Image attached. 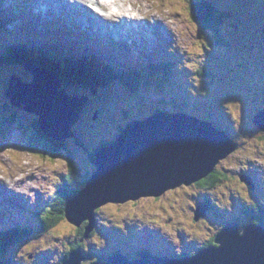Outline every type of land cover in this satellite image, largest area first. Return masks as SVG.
<instances>
[{
	"label": "rangeland",
	"instance_id": "374dc122",
	"mask_svg": "<svg viewBox=\"0 0 264 264\" xmlns=\"http://www.w3.org/2000/svg\"><path fill=\"white\" fill-rule=\"evenodd\" d=\"M18 1L12 0L15 4ZM30 1L33 7L40 4L37 0ZM137 1L142 7L140 11L147 8L143 10L144 14L138 15L139 20L144 23L147 20L153 22L159 33L163 29L161 25L166 21L169 23L175 38L169 32L164 35L168 42H172L175 58H166L168 54L163 53L162 47L154 44L153 36H150L149 46L159 50L161 55L154 64L151 61L156 58V53L150 54L147 61H141L149 66L145 65V70L136 75V81L140 84L135 89L115 85L96 89L97 93L94 94L93 87L83 88L85 94L89 91L91 101L76 124V133L94 150L100 140L113 141L121 130L118 129L119 126H125L124 123L129 122V117L134 118L149 112L152 115L159 109L173 113L183 111L212 120L218 128L224 127L232 139L237 141L238 148L216 166L226 177L223 176L214 189L183 184L168 190L161 197L142 198L124 204L109 202L101 206L94 216V234L82 240L86 253L83 264L102 261L108 253L118 249L132 256L139 249H149L157 255L197 254L208 239L217 234L223 220V217L211 213L195 219L197 208L203 205L201 201L204 198H211L218 206L221 201L224 206L232 203L234 207V194L239 197V193H242L238 199H253L254 195L260 196L264 193V189L259 188L253 192V185L242 180L244 175L249 178L254 172V176L264 186V131H260L252 121L254 115L264 108V0H211L220 4L226 13L218 36L221 41H215L212 30L202 31L197 22L191 21V7L199 5L197 0H134V3ZM112 2L118 3L115 0ZM223 4L226 7H222ZM89 15L94 17L92 12ZM134 15L135 13L132 14ZM10 34L11 31L9 36ZM5 35L9 37L6 32ZM159 36L164 44L163 50L166 51L167 46L161 33ZM14 38L12 34L10 40ZM6 45L10 46L7 43ZM140 47L142 46L133 50L136 52ZM160 56L164 60H160ZM176 63L183 67L181 69L178 65V76L182 77L181 71L184 74V80L180 81L178 87L161 80L162 73ZM202 65L210 71L209 76L198 74L200 71L196 68ZM156 67H163V70L159 71ZM150 68L155 69V76H147ZM25 71L29 72L26 69ZM13 73L21 74L17 67L8 72L0 67V126L3 129V134H0V179H3L0 190L5 187L3 194L7 195L5 198L11 197L10 201L12 196L15 197V203L11 201L14 204L12 207L20 204L23 206L16 207L15 213H11L15 219H9V216L4 221L1 219L0 227L7 222V228L19 225L32 229L40 226L38 218L44 216L42 209L52 201L58 185L64 183L69 175L80 183L85 174L93 172L94 166L87 151L74 140L68 143L73 153L71 169L66 152L52 157L47 152L43 154L41 143L37 145V150L29 148L28 143L32 141L29 138L33 134L29 128L33 122L32 117L35 116L16 109L5 101L4 83ZM171 73L175 79L174 70L171 69ZM173 78L169 80L174 82ZM71 87L80 92L83 85L75 84ZM68 91L73 93L70 89ZM200 95L201 100H206L208 104L199 101ZM148 115H143V118ZM8 117L13 118V124H5L9 122ZM20 126L24 132L19 130ZM25 145L26 148L23 147ZM20 169L31 178L35 173L36 178L32 179L37 184L36 187L34 184L29 185L27 180L16 181V177L21 175ZM12 174L13 178H9L12 181L8 183L10 189L3 184H6L4 180L7 181ZM17 188L22 189H18L21 192L14 193L12 189ZM10 201L4 200L8 206ZM6 205L1 203L0 215L8 211L5 209ZM232 215L238 216V213L234 212ZM38 230L27 239L25 235L21 239L23 242L16 243L11 249L6 243L7 246L2 249L6 251H0L3 254L0 259L9 257L13 264H59L65 251L77 242L78 237L75 234L79 235L77 227L67 219L45 235L42 232L35 234ZM2 231L5 233V230Z\"/></svg>",
	"mask_w": 264,
	"mask_h": 264
},
{
	"label": "water",
	"instance_id": "95a60500",
	"mask_svg": "<svg viewBox=\"0 0 264 264\" xmlns=\"http://www.w3.org/2000/svg\"><path fill=\"white\" fill-rule=\"evenodd\" d=\"M25 67L31 80L12 75L5 89L6 101L36 114L46 137L65 141L73 135L72 127L88 97L68 95L62 87L64 79L48 67L32 62ZM254 122L264 128V109L255 115ZM236 147L226 132L190 114L155 113L134 120L114 142L96 152L97 169L86 187L70 198L65 216L78 227L89 221L84 234L88 238L95 227V212L101 206L160 197L183 184L191 185L211 174ZM206 211V205L199 206L195 219L205 216ZM84 259L85 254L78 248L63 264H83ZM91 264H264V227L251 224L241 232L238 222H231L215 237V244L192 256H160L143 251L139 258L131 259L119 252L108 256L106 262Z\"/></svg>",
	"mask_w": 264,
	"mask_h": 264
},
{
	"label": "trees",
	"instance_id": "16d2710c",
	"mask_svg": "<svg viewBox=\"0 0 264 264\" xmlns=\"http://www.w3.org/2000/svg\"><path fill=\"white\" fill-rule=\"evenodd\" d=\"M199 2V5L195 8L191 7V14L192 19H194L197 24H199L200 30L202 31H210L212 30L214 33V39L215 41H221V39H218V36H220V29L222 25V19L226 17V13H224L223 9H221L220 4H217L215 1L211 0H197ZM220 6V7H219ZM222 7H226L225 4L222 5ZM1 12H3V16H6V13L3 11V6L0 0V15ZM229 15V14H227ZM7 22H5L2 17L0 16V31L3 26H5ZM72 34V32H71ZM6 37H3L0 35V41H5ZM2 43V42H0ZM12 49H9L6 44H0V67H4L6 71L12 70L13 67H22L26 62H32L41 66H46L49 69H52L54 72H56L60 77L64 79V87L67 90H71L74 95L81 96L79 93H82L84 96H90L89 91L85 94L83 92V88L86 87L88 89L92 88H106V86L109 85H122L124 87H127L129 89L135 88L136 86V75L141 73L140 69L137 71H132L129 73L125 69H123L120 72L115 71L108 67V64L102 63L100 59L103 57L101 55L94 54L97 56H90L87 53H79V52H69L68 49L65 50V47L61 43V46L53 45L51 55H46V52H44L41 48H35V47H22L17 46L20 48H16L13 45H10ZM60 57V58H58ZM100 58V59H99ZM60 63V64H59ZM60 65V66H57ZM172 66V65H171ZM151 67V66H150ZM174 67H177L176 64H173L172 67L169 69H166L164 73H162L161 76L166 77L165 81L169 82L168 77L171 74V69L174 70L175 73V79L174 82L170 83L175 85L176 87L179 86L180 81L184 79V74L182 72V77L178 76V73H176L177 69L175 70ZM182 67V66H181ZM198 69L200 72L199 75H202L203 77H207L210 74V71L205 66H198ZM183 68V67H182ZM151 69V68H150ZM157 70H163V67H156ZM195 69V70H196ZM152 72V71H151ZM169 72V74H168ZM212 72V71H211ZM9 75V74H7ZM24 75H28V73H24ZM176 77L179 79L177 82ZM199 77V76H198ZM26 78V77H25ZM91 79V80H90ZM7 80V79H6ZM90 80V81H87ZM162 81L164 78L161 79ZM79 84L83 85L80 92L75 91V89H72V85ZM161 85V83H160ZM96 87V88H95ZM208 104V103H206ZM18 109V108H16ZM261 109V107H260ZM264 109V108H263ZM261 109V110H263ZM259 110V111H261ZM157 112V110H156ZM256 115V114H255ZM254 115V116H255ZM254 118V117H253ZM33 122L30 124V130H32L33 134L30 136L29 140V148L36 149L37 145L40 144L41 148L44 149L45 154H50L52 157H55L57 155H60L62 152H66L69 157V164L71 166L72 160H73V153L71 152L68 141H58L51 138H48L44 135V133L40 130L36 117H32ZM9 122H5V124H13V118H7ZM253 121V120H252ZM20 131H22V127L19 128ZM24 132V131H22ZM0 134H3V129L0 126ZM264 139V134H263ZM108 144L106 141H102L100 146L94 149L92 153H90V162L93 165L94 161L96 159V152L101 147ZM74 171V170H73ZM222 170H219L215 166L214 171L209 174L206 178H203L197 182L194 183L198 188L203 189H214V186L217 185L222 177H226V175L221 172ZM91 177V174H85L83 176V179L80 181L82 185H80L79 182H76L74 179L71 178V176H67L64 183H62L59 187L57 192L54 195V200L51 201L49 205L46 206L45 212L43 217H40V220L42 221L43 227L42 232L45 233L47 231H50L53 227H56L57 224H59L61 221H63L65 218V212L67 204L73 196H76L80 190L87 184ZM204 201L208 204L210 207H212V213L216 215H222L221 212H219V208L216 204H213V200L209 197L204 198ZM262 205H248L244 207V211L247 212L246 214L252 215L254 218L253 223L255 224H262L264 222V219L262 218V211L263 208ZM218 210V211H217ZM254 215V216H253ZM260 217V218H259ZM88 225V221L83 222L82 226L77 227V232L79 235L77 242L73 243L70 247V249L66 250L64 259L61 261L63 262L67 257H69V254L72 250L81 248L83 252L84 250V243L82 241V238H84V234L86 232V226ZM95 230L91 232L90 237L94 234ZM31 230H24L23 227L15 226L13 228L7 229L5 232V236L7 239L1 240L0 237V249H3L4 246L2 243H13L15 241H20L25 235H30ZM215 242V236L208 239L207 243L202 247H207L210 245H213ZM9 246V245H8ZM12 246L10 247V249ZM185 254H178V256H184Z\"/></svg>",
	"mask_w": 264,
	"mask_h": 264
},
{
	"label": "bare ground",
	"instance_id": "6f19581e",
	"mask_svg": "<svg viewBox=\"0 0 264 264\" xmlns=\"http://www.w3.org/2000/svg\"><path fill=\"white\" fill-rule=\"evenodd\" d=\"M115 1H118V3H116V2L113 3L112 0H88V2H86V3L85 2H79L78 0H37V2L40 4L36 5L34 7V9H36L35 16L39 19H43V21L45 23H46V21H45V19H46L48 22H49V20H51V21L55 20L56 22L61 23V25L62 24H68V25L74 26L75 24L73 23V21L75 19V21L77 23L80 21L81 25L82 24L91 25V26H84V27L92 28L94 31H101L102 34L107 35L108 27H106V20L93 21L83 11V10L90 11V5H92V3L93 4L96 3L99 6H101V8H103L105 10V13L102 14L103 15L102 17H104L107 20L117 21L119 23L121 31L124 33V35L127 37V35L129 34L126 41L125 40L123 41V39H122L123 45L126 48V50L131 49L130 48L131 47V39L134 36L141 37L143 40L142 44L140 42H138V40L136 42L145 47V45L150 43V39L146 36V33H150L153 36V43L157 44L158 47H162L161 51L163 53H165L166 51L163 50L164 44L160 41V36H159L158 30H156L155 27H153L151 25H147L146 23L142 22V20H138V15H137L138 12H139V14H143L147 8H144V9H142V11H140V9L142 7H140L139 1H137L136 3H134V0H115ZM114 5H119V7L117 9H115L114 7H112ZM65 8H67L69 10H67V9L65 10ZM52 13H59L60 15H62V17H60L59 15L52 16L51 15ZM133 13H135V15L131 16ZM11 14L9 16L10 21H11V18H10ZM45 14L50 15L51 17L48 18V17H46ZM66 16L67 17L69 16V17L67 18ZM124 17H126L127 19L125 20ZM121 18H123V21L121 20ZM160 24H162V23L160 22ZM161 26L164 27L167 30V32L170 31L175 38V34H174V32L171 31V27L167 21L165 22V24H162ZM75 27H76V25H75ZM81 28L84 29L83 27H81ZM94 31L90 30V33L92 35L96 36L99 40L100 37L96 33H94ZM85 32L88 33V29H85ZM137 32H141L142 35L137 33ZM4 33H5V30H4ZM54 33H55V29H54ZM135 33H137V34H135ZM115 34H116V36H118L117 31L115 32ZM161 35L164 36L163 33H161ZM55 42H56V45H58L59 47L61 46L60 38H58V41H55ZM6 46L9 49H12L11 46H8V45H6ZM170 52H173V51H170ZM108 54L113 55L114 52H113V54H112V52L111 53L108 52ZM175 54L176 53L173 52V55H175ZM95 57H97V56L95 55ZM100 60L102 61L103 65H104L105 61L103 59H100ZM128 64L130 66L127 65V67H130V69L132 71H137V73H139L138 70H136V66H134L132 64V62H129ZM139 65H142V63H139ZM57 66H60V65H57ZM142 68H143V66H142ZM151 76H152V73H151ZM170 78L172 79L173 76L171 75L170 77H168V79H170ZM87 81H90V80H87ZM168 94H170V93H168ZM165 99H166V97H165ZM165 102H166V100H165ZM84 112H85V110L83 109L82 114ZM166 112H167V110L160 111V109H159L158 113H164L165 114ZM158 113H156V114H158ZM181 113H183V111ZM184 114H188V112H184ZM137 117L140 120H143L142 116L137 115ZM198 118L202 121L205 120L204 118H201V117H198ZM220 129H221L222 133H225L226 129L224 127H221ZM21 172H22V170H19V174ZM32 175H33L32 178H36L35 173H33ZM1 180H3V179H0V184L3 183V181L1 182ZM4 181L6 182V184H3V185H5L7 188H10L8 183H11L12 180L9 179V177H8L7 181L6 180H4ZM36 185L37 184H35V186ZM18 189H20V188L12 189V191L14 193H16V191L21 192L20 190H22V189H20V190H18ZM4 192H5V187L3 186V190L2 189L0 190L1 203L6 205L4 200L6 199V200L10 201L11 197H10V199L5 198V196H7V195H4L3 194ZM12 198L13 199L11 201H14V203H15V197L12 196ZM11 201H10V206L6 205L5 209L9 211V217L8 218L9 219H15L12 217L11 213H15L16 208L12 207L14 204ZM16 204H19V203H16ZM206 205L209 207L208 202L206 203ZM144 251H146V249Z\"/></svg>",
	"mask_w": 264,
	"mask_h": 264
},
{
	"label": "clouds",
	"instance_id": "9594fccd",
	"mask_svg": "<svg viewBox=\"0 0 264 264\" xmlns=\"http://www.w3.org/2000/svg\"><path fill=\"white\" fill-rule=\"evenodd\" d=\"M2 1V0H1ZM144 61H147V57H146V59H143ZM28 63H30V62H28ZM146 65H148L149 66V64H146ZM18 68V70L20 71V73L22 74V72H25V73H28L29 74V72H26L25 71V69H26V67L25 66H22V67H17ZM24 69V70H23ZM27 70V69H26ZM14 74H17V75H19L21 78L23 77L21 74H19V73H13V74H10L9 76L11 77V75H14ZM8 76V77H9ZM29 76H30V74H29ZM7 77V78H8ZM9 79V78H8ZM9 81V80H8ZM8 81H5V83H4V86H5V89H6V86H7V84H8ZM62 87L63 88H65L64 87V84H62ZM66 89V88H65ZM95 91H93V93L94 94H96L97 93V91H96V89H94ZM66 92H67V94L68 95H70V96H72V97H79V98H82V97H84V95H81V96H76V95H74L73 93H70L67 89H66ZM5 93V92H4ZM5 95V94H4ZM87 96V95H86ZM88 97V102H87V104L91 101V95L90 96H87ZM5 101H6V97H5ZM87 104L85 105V107L87 106ZM12 106V105H11ZM85 109V108H84ZM257 113V112H256ZM30 114H32V113H30ZM82 114V113H81ZM13 115V114H12ZM32 115H34L35 117H36V119H37V123H38V119H39V117L36 115V114H32ZM81 117V116H80ZM80 117H79V119H78V121L80 120ZM255 117V116H254ZM198 118V117H197ZM253 120V123L256 125V126H258V128H260V131H264V128H262L261 126H259L258 124H256L255 122H254V118L252 119ZM77 121V122H78ZM205 121V120H204ZM77 122L74 124V126L72 127V136L71 137H69L68 139H66L67 141H68V143L70 142V141H75L78 145H80L82 148H84L86 151H87V153L89 154V159H90V153H92L94 150H91V147H88V145L83 141V140H81V138H80V136L76 133V131H77ZM217 129H219V130H221L220 128H218V127H216ZM123 131V130H122ZM121 131V132H122ZM120 132V133H121ZM227 134H228V131L226 130L225 131ZM120 133H118L117 134V136L113 139V141H111V142H107L108 144L109 143H112V142H114L115 140H116V138L118 137V135L120 134ZM228 136L230 137V139L234 142V144L237 146L236 147V149L238 148V143H237V141H235V139L233 140L232 139V136H230L229 134H228ZM102 143V141L100 140V142H99V144L95 147V148H97L98 146H100V144ZM107 145V144H106ZM23 147H25L26 148V145L25 146H23ZM94 148V149H95ZM102 148V147H101ZM32 149V148H31ZM235 149V150H236ZM34 150H36V149H34ZM99 150V149H98ZM234 150V151H235ZM233 151V152H234ZM232 152V153H233ZM231 154V153H230ZM230 154L227 156V157H229L230 156ZM227 157H225V158H227ZM224 158V159H225ZM220 161H222V160H220ZM260 162V161H259ZM220 163V162H219ZM68 164H69V160H68ZM218 165V164H217ZM216 165V166H217ZM93 166H94V170H93V172L97 169L96 168V166H95V161H94V164H93ZM69 168L71 169V166H70V164H69ZM93 172L91 173V176L93 175ZM245 176V177H244ZM243 176V179L242 180H244V181H247V176L246 175H244ZM91 178V177H90ZM250 178H251V182H250V184L251 185H253V188L252 189H254V187H256L257 185H256V183H255V181H254V179L253 178H256L255 176H254V172H252L251 173V175H250ZM256 179H258L259 180V182L261 183V189H264V186H263V184H262V181L259 179V178H256ZM88 183V182H87ZM194 184V183H193ZM80 185H82L81 183H80ZM87 185V184H86ZM86 185L82 188V189H84L85 187H86ZM60 185H58V187H59ZM81 189V190H82ZM80 190V191H81ZM57 192V191H56ZM55 195V194H54ZM161 197V196H160ZM253 197H260V196H256V195H254ZM143 198H157V197H143ZM142 199V198H141ZM246 199H249V198H245L244 199V201L246 200ZM54 200V196H53V198H52V201ZM131 201H133V200H131ZM138 201V200H137ZM129 202V201H128ZM201 202H203V205H206V202L204 201V200H202ZM51 203V202H50ZM49 203V204H50ZM113 203V202H112ZM116 204H119V203H116ZM121 204H124V203H121ZM214 204V203H213ZM48 205V204H47ZM46 205V206H47ZM217 205V204H216ZM46 206L42 209V212L45 210V208H46ZM207 206V205H206ZM218 206V205H217ZM220 206V207H219ZM219 211L220 212H222L223 213V208H224V204H222V203H219ZM199 207V206H198ZM99 209V208H98ZM97 209V210H98ZM96 210V211H97ZM8 211H5V213L4 214H1L0 215V220L2 219V221H4V219H5V217H8L9 216V214L7 213ZM208 212H209V207L207 206V211H206V214H208ZM96 213V212H95ZM42 217V216H41ZM65 218H66V216H65ZM8 219V218H7ZM35 219H37V218H35ZM67 219V218H66ZM68 220V219H67ZM38 223H40L41 222V224H40V226H38L37 228H35V226L32 228V229H30L29 227H26V228H23L24 230H31V233H30V235H28L25 239H27V238H29L30 236H32L33 235V232L37 229H39L40 227V230H38L37 232H35V234H39V233H41L42 232V227H43V224H42V221L40 220V218H38ZM69 221V220H68ZM234 221H236V220H229V219H227L220 227V230L217 232V234L215 235V237L218 235V233L225 227V226H227L228 224H230L231 222H234ZM37 222V221H36ZM0 223H2V222H0ZM88 223H89V221H88ZM254 225H262L263 227H264V224H255V223H253ZM75 225V224H74ZM82 225H83V223H82ZM81 225V226H82ZM248 225H251V224H249V223H245V224H243V225H241V224H239L238 223V228H239V230L241 231V232H243V229L246 227V226H248ZM9 226V224H7V222L6 223H3V227H0V237H1V240H3L4 241V239H7L6 237H9V236H5V233H3V231L2 230H5V232H6V230L7 229H10V228H13V227H15V226H19V225H15V226H12V227H9V228H7ZM76 226V225H75ZM95 226H96V223H95ZM20 227V226H19ZM76 227H78V226H76ZM22 228V227H21ZM42 229V230H41ZM94 229H95V227H94ZM94 229H93V231H94ZM49 231H47V232H45V233H48ZM43 233V232H42ZM45 233H43L42 235H45ZM88 238H90V235H89V237ZM88 238H82V240H84V239H88ZM24 239V240H25ZM23 242V240H20V241H15V242H13V243H8V245H9V247H11V246H13V245H15L16 243H22ZM7 243V242H6ZM6 243H2V245L3 246H7L6 245ZM214 244H215V242H214ZM72 245V244H71ZM205 248V247H204ZM204 248H202V249H204ZM145 249H139V250H137L134 254H133V256L130 254V255H128V254H125L124 252H122V251H120L119 249L118 250H114L112 253H108V255L104 258V260H102V261H100V260H98L99 262H106L107 261V258H108V256H110V255H112V254H115V253H119V252H121V253H123V254H125V255H127L129 258H131V259H136V258H139L140 257V253H142L143 251H144ZM0 251H2V249H0ZM6 250H3L2 252L4 253ZM146 251H149L151 254H153V255H157V254H154V253H152L149 249H146ZM84 254H85V258H86V253L85 252H83ZM0 255H3L2 253H0ZM186 255H190V256H192V255H196V254H185L184 256H186ZM160 256H170V255H168V254H165V255H160ZM170 257H183V256H170ZM64 259V258H63ZM62 259V260H63ZM61 260V261H62ZM65 261V260H64ZM63 261V262H64ZM63 262H61V263H59V264H63ZM92 262H96V261H92ZM91 262V263H92ZM13 264V262H12V260L9 258V257H7V258H3V259H0V264ZM83 263V262H82ZM90 263V264H91Z\"/></svg>",
	"mask_w": 264,
	"mask_h": 264
},
{
	"label": "flooded vegetation",
	"instance_id": "af4514ba",
	"mask_svg": "<svg viewBox=\"0 0 264 264\" xmlns=\"http://www.w3.org/2000/svg\"><path fill=\"white\" fill-rule=\"evenodd\" d=\"M254 179V181H255V183H256V187H254V189H252V191L253 192H256V188H259V189H261V186H260V182H259V180L258 179H256V178H253ZM244 182H247V183H250L251 182V178L249 177L248 179H247V181H244ZM241 195H242V193L240 192L239 193V197H237L235 194L233 195V198L235 199V201H234V207H232L233 206V204H232V206H230V205H225L224 206V208H223V212L224 213H222V215H216V214H214V212L212 213V208L211 207H209V213H211V214H213V215H215V216H217V217H223V220H222V222H221V224H220V226L227 220V219H232V220H236L239 224H241V225H243V224H245V223H249V224H253V220H254V218L252 217V215H248V214H246L247 212H245L244 211V207L245 206H248V205H256V204H258V205H262L261 207L263 208V213H262V218L264 219V193H262L261 195H260V197H253V199L251 198V199H249V200H247L246 202L244 201V198H242V199H238V198H241ZM254 198H257V199H255L254 200ZM238 200H240V203L238 202ZM220 212V211H219ZM234 212L235 213H238V216H234V215H232V214H234ZM240 212V213H239ZM208 213V214H209ZM224 214H226V215H224ZM254 216V215H253ZM260 218V217H259ZM262 224H264V222L262 223Z\"/></svg>",
	"mask_w": 264,
	"mask_h": 264
}]
</instances>
